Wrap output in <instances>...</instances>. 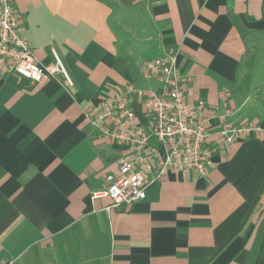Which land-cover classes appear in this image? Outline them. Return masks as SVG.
Wrapping results in <instances>:
<instances>
[{
  "label": "crops",
  "instance_id": "obj_1",
  "mask_svg": "<svg viewBox=\"0 0 264 264\" xmlns=\"http://www.w3.org/2000/svg\"><path fill=\"white\" fill-rule=\"evenodd\" d=\"M263 1L234 0L239 28L227 0H13L39 65L58 57L73 85L0 70V264H246L264 209ZM169 50L187 100L205 101L211 118L209 172H171L146 199L112 208L93 195L131 150L85 111L128 86L158 89L145 65ZM133 108L147 124L142 100ZM222 116L255 131L226 143Z\"/></svg>",
  "mask_w": 264,
  "mask_h": 264
},
{
  "label": "built area",
  "instance_id": "obj_2",
  "mask_svg": "<svg viewBox=\"0 0 264 264\" xmlns=\"http://www.w3.org/2000/svg\"><path fill=\"white\" fill-rule=\"evenodd\" d=\"M22 14L13 0H0V70L31 83H42L61 74L69 86L62 62L56 57L51 66L37 62L31 43L21 35ZM177 52L169 50L145 65V73L160 86L153 91H125L106 97L85 111V118L102 136L131 150L118 163L116 173L106 177L107 187L93 195L109 197L112 208L131 207L147 198L149 186L163 181L171 172H196L205 176L217 146L210 144L211 118L206 103H190L186 97V79L178 70ZM136 98L142 100L147 124L137 119L133 108ZM215 134L226 143L237 141L255 128L224 122Z\"/></svg>",
  "mask_w": 264,
  "mask_h": 264
},
{
  "label": "trees",
  "instance_id": "obj_3",
  "mask_svg": "<svg viewBox=\"0 0 264 264\" xmlns=\"http://www.w3.org/2000/svg\"><path fill=\"white\" fill-rule=\"evenodd\" d=\"M227 8H228V14L232 22L237 25V27L241 28L240 23L238 21V18L234 12V0H227ZM263 18H264V1H263ZM254 61H255V55L249 54L247 59L243 61L241 66L238 69L239 74V89L242 92H246L248 90L249 82L251 79V73L254 67ZM244 73V76H241V74ZM264 234V209L261 213V218L259 220V223L257 225V229L255 232V236L252 241L250 254L248 257V260L246 264H254L257 255L259 253L262 237Z\"/></svg>",
  "mask_w": 264,
  "mask_h": 264
}]
</instances>
